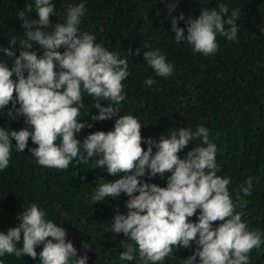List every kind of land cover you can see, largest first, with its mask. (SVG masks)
Masks as SVG:
<instances>
[{"label": "clouds", "instance_id": "clouds-1", "mask_svg": "<svg viewBox=\"0 0 264 264\" xmlns=\"http://www.w3.org/2000/svg\"><path fill=\"white\" fill-rule=\"evenodd\" d=\"M85 3L67 4L63 22L53 23V0H34L37 18L23 20L19 54L0 45V53L13 57L11 66L0 60V108L11 101L9 114L12 116L14 109L27 125L19 130L0 127V170L9 165L13 145L18 152L27 147L36 162L47 167L67 168L74 158L83 162L96 157L97 166L115 178L98 177L91 201L116 199L121 193L127 196V212L117 210L108 225L112 232L128 238L121 240L124 250L119 253L120 260L131 261L138 255L142 264H163L173 248L194 244L183 264H249V251L259 248L264 236L260 229H249L241 219L243 213L235 210L227 187L230 177L217 174L216 144L209 138V129L203 124L195 129L179 126L158 138L141 136L139 120L131 113L119 112L125 99L122 81L129 74L128 60L96 42L94 33L78 27L86 13ZM174 7H169V13ZM228 12V5L220 3L218 8L205 7L186 20L183 12L172 16L173 39L187 41L194 53L214 54L217 34L228 40L237 38L238 9L225 18ZM19 15L23 17L24 11ZM180 20L185 21L184 28L178 26ZM32 41L43 49L41 54ZM9 42L16 44L14 39ZM142 56L157 76L172 74L174 64L160 48L145 49ZM143 82L155 83L152 77ZM84 94L98 109L91 114L92 121L116 118L111 129L96 130L81 139L77 135L81 129L92 127L78 119ZM29 138L35 146L28 144ZM196 138L201 143L180 156V150ZM142 139L146 148L141 146ZM166 172L170 174L164 186L143 179ZM252 179L247 177L239 186L244 195L251 194ZM238 203L243 208L247 201L240 198ZM194 214L193 221L190 217ZM17 217L18 224L0 231V257L28 254L39 256L41 264H87L88 256H77L72 241L66 240L65 227L47 219L36 203L22 207ZM214 221L220 222L214 225ZM21 234L22 246L18 247Z\"/></svg>", "mask_w": 264, "mask_h": 264}, {"label": "trees", "instance_id": "trees-1", "mask_svg": "<svg viewBox=\"0 0 264 264\" xmlns=\"http://www.w3.org/2000/svg\"><path fill=\"white\" fill-rule=\"evenodd\" d=\"M79 2L53 0L55 12L50 22L62 23L67 4ZM220 3L228 5L225 18L232 9H238L236 39L228 40L217 34L218 48L210 55L194 53L187 41L173 39L172 16L183 12L186 20L189 15L198 16L205 7L218 8ZM171 6L175 7L169 13ZM85 8L78 27L94 33L96 42L128 60L129 74L122 81L125 99L120 102V114H133L142 125L141 136L146 138H158L179 126L207 127L210 140L216 144L217 174L230 177L227 187L235 210L243 213L241 219L249 229H260L264 236V0H86ZM22 10L23 17L19 15ZM32 18H37L34 0H0V45L18 55L25 31L22 22ZM178 26L184 28L185 21H178ZM11 39L16 44H10ZM31 43L41 54L39 44ZM152 48H160L174 64L170 76H157L144 62L143 51ZM0 60L11 66L13 57L0 53ZM146 77H152L155 83L145 85ZM82 100L84 107L78 119H84L92 127L81 129L77 134L81 139L90 132L113 127L116 117L92 121L91 114L98 112L94 100L87 94L82 95ZM101 103L106 105L107 101ZM9 108L11 101L0 108V127L14 130L26 127L23 116H16L14 109L11 116ZM12 142L15 144L14 138ZM198 143L199 138L190 140L178 154L183 156ZM28 144L35 146L30 138ZM141 146L147 147L143 139ZM95 158L83 162L74 158L67 168L47 167L38 164L27 147L18 152L13 145L9 165L0 170V231L6 232L18 224L17 214L22 207L36 203L45 210L47 219L61 227L67 221L88 234L85 244L98 253L97 264H142L138 255L131 261L120 260L119 253L124 250L121 240L128 238L112 232L108 226L117 210L127 212L124 203L127 196L121 193L116 199L91 201L98 177L115 178L97 166ZM169 174L151 178L145 175L143 179L164 186ZM249 176L253 178L252 191L244 195L239 186ZM240 198L247 201L243 208L238 203ZM190 219L194 221L196 215ZM17 246H22V234ZM41 247L37 246V252ZM195 247L193 244L190 248H173L163 264H183ZM248 255L249 264H264V241ZM0 260L3 264H41L39 256L33 258L28 254L16 257L6 253Z\"/></svg>", "mask_w": 264, "mask_h": 264}, {"label": "water", "instance_id": "water-1", "mask_svg": "<svg viewBox=\"0 0 264 264\" xmlns=\"http://www.w3.org/2000/svg\"><path fill=\"white\" fill-rule=\"evenodd\" d=\"M64 221V220H63ZM66 227V240H71L73 246L77 249V256L86 254L88 256L87 264H97L96 259L98 253L90 249L85 242L89 239V235L85 232L72 227L69 222L64 221Z\"/></svg>", "mask_w": 264, "mask_h": 264}]
</instances>
